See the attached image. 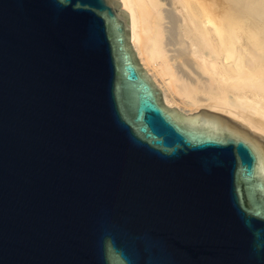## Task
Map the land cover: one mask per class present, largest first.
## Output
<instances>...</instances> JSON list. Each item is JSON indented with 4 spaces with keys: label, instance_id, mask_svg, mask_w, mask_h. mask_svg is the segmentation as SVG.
Masks as SVG:
<instances>
[{
    "label": "water",
    "instance_id": "water-1",
    "mask_svg": "<svg viewBox=\"0 0 264 264\" xmlns=\"http://www.w3.org/2000/svg\"><path fill=\"white\" fill-rule=\"evenodd\" d=\"M121 0H0V264H264V138L168 106Z\"/></svg>",
    "mask_w": 264,
    "mask_h": 264
},
{
    "label": "bare ground",
    "instance_id": "bare-ground-1",
    "mask_svg": "<svg viewBox=\"0 0 264 264\" xmlns=\"http://www.w3.org/2000/svg\"><path fill=\"white\" fill-rule=\"evenodd\" d=\"M165 103L264 138V0H121Z\"/></svg>",
    "mask_w": 264,
    "mask_h": 264
}]
</instances>
